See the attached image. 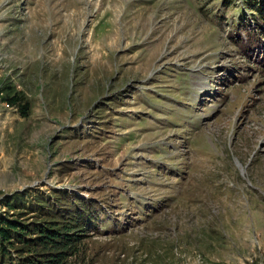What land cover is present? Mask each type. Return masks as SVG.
I'll return each mask as SVG.
<instances>
[{
    "label": "rangeland",
    "instance_id": "obj_1",
    "mask_svg": "<svg viewBox=\"0 0 264 264\" xmlns=\"http://www.w3.org/2000/svg\"><path fill=\"white\" fill-rule=\"evenodd\" d=\"M247 1L0 0V212L83 200L93 264H264V0Z\"/></svg>",
    "mask_w": 264,
    "mask_h": 264
},
{
    "label": "trees",
    "instance_id": "obj_2",
    "mask_svg": "<svg viewBox=\"0 0 264 264\" xmlns=\"http://www.w3.org/2000/svg\"><path fill=\"white\" fill-rule=\"evenodd\" d=\"M247 4L254 6L252 0ZM263 7L255 10L262 15ZM6 101L21 105V116L27 115L28 105L15 95ZM2 205L14 211L0 212V264H93L83 243L95 218L90 204L68 194L46 200L35 196L25 204L22 195L14 193ZM27 215L25 221L22 216Z\"/></svg>",
    "mask_w": 264,
    "mask_h": 264
},
{
    "label": "built area",
    "instance_id": "obj_3",
    "mask_svg": "<svg viewBox=\"0 0 264 264\" xmlns=\"http://www.w3.org/2000/svg\"><path fill=\"white\" fill-rule=\"evenodd\" d=\"M4 105H5V107L8 108V109L13 108V105H9L8 102H5Z\"/></svg>",
    "mask_w": 264,
    "mask_h": 264
}]
</instances>
